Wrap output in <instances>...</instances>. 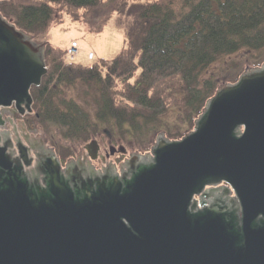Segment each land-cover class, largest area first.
<instances>
[{"label":"water","instance_id":"obj_1","mask_svg":"<svg viewBox=\"0 0 264 264\" xmlns=\"http://www.w3.org/2000/svg\"><path fill=\"white\" fill-rule=\"evenodd\" d=\"M45 50L0 13V111L32 112ZM7 147L0 264H264V224L256 222L264 215V64L222 85L182 139L160 134L151 159L135 156L143 161L131 180L89 181L78 191L55 158L46 188L34 190ZM91 147L95 158L98 142ZM223 183L241 202L242 226L236 212L205 201L206 188Z\"/></svg>","mask_w":264,"mask_h":264},{"label":"trees","instance_id":"obj_2","mask_svg":"<svg viewBox=\"0 0 264 264\" xmlns=\"http://www.w3.org/2000/svg\"><path fill=\"white\" fill-rule=\"evenodd\" d=\"M129 3L124 44L112 60L68 62L69 46L46 43L48 72L31 89L30 121L65 140L102 137L146 153L162 133L175 141L193 131L217 90L244 72L225 60L222 78L210 71L218 61L264 51V0H1L0 13L33 38L66 19L100 33ZM230 67L240 68L235 77ZM77 88L86 91L80 100L69 96Z\"/></svg>","mask_w":264,"mask_h":264},{"label":"flooded vegetation","instance_id":"obj_3","mask_svg":"<svg viewBox=\"0 0 264 264\" xmlns=\"http://www.w3.org/2000/svg\"><path fill=\"white\" fill-rule=\"evenodd\" d=\"M2 111L10 113V115L4 116ZM0 113L5 121L4 126L0 128V138L2 139L0 148L8 145L5 154L14 162V166L21 168L23 178L34 190L46 188L49 168L54 167L53 159L55 158L59 161L63 177L73 189L78 191H83L89 181L107 182L108 179L112 180L113 178L122 182L131 180L143 161L135 156L152 158L150 151L133 153L125 148V151L122 152L121 147L119 149L110 147L108 151L97 140L98 149L95 158L91 157L94 149L92 147L90 150L87 149L90 143L85 146L82 152L61 153L55 146L49 145L46 138L37 133L38 127L41 125L38 122L30 121V116L34 114L33 106L32 112H28L24 106L23 114L15 106L2 108ZM113 149L114 152H112ZM21 153L25 154L28 166ZM120 154L124 156L123 160H120L119 163L112 161L113 158L120 157ZM205 194L208 196L205 198L208 206H210V201L222 204L230 212H236L241 220L240 225H244V209L230 185L223 183L217 187H207ZM195 199L199 201L202 197H195ZM256 222L257 225H263L264 215L259 214Z\"/></svg>","mask_w":264,"mask_h":264},{"label":"rangeland","instance_id":"obj_4","mask_svg":"<svg viewBox=\"0 0 264 264\" xmlns=\"http://www.w3.org/2000/svg\"><path fill=\"white\" fill-rule=\"evenodd\" d=\"M131 6L132 3H129L121 11L114 13L100 33L94 32L96 28L95 25L74 23L69 19H66V22L63 25L54 27L50 29V31L46 34L40 35L33 39L41 44L51 43L53 45H58L62 47L70 46V44L74 41L78 42L80 46V55L77 58L76 62H79L84 65L93 63L94 61L100 58L112 60L123 47L125 39V26L130 19L129 11L131 10ZM90 53H94V60L88 59ZM254 54L257 55V58H252V55L249 56L247 53H241L233 55L229 58L227 57L221 59L213 66L210 71L211 73L220 75L222 78L228 76V74H226L224 70L226 68L224 66L225 60L229 62H240L239 65L242 66L244 72L246 71L247 67L254 69V67H252L254 64H258L264 61V51L261 53L254 52ZM230 69L231 72L229 73H231L233 77H235L240 71V68L232 69L230 67ZM85 93V89L77 88L69 91V96L75 97L80 100L82 97L85 96ZM88 93V98L90 99L93 96L94 92L90 91ZM2 113H4V116L10 115V113L8 112L2 111ZM37 133L46 138L49 145L55 146L56 149L59 150L61 153L82 152L84 151L85 146L91 141H93L90 140L88 142H82L65 140L60 136L57 128L49 127L46 125H41V127L39 126ZM95 140L99 141V143L102 144L103 148H107L108 151L110 147H114L116 149H119V147H124L129 152H137L136 149H133L126 145L112 144L110 141L102 137H98ZM116 158H113L112 161H117L119 163L120 160H123L124 156L120 154V157Z\"/></svg>","mask_w":264,"mask_h":264},{"label":"built area","instance_id":"obj_5","mask_svg":"<svg viewBox=\"0 0 264 264\" xmlns=\"http://www.w3.org/2000/svg\"><path fill=\"white\" fill-rule=\"evenodd\" d=\"M80 46L78 44V42L74 41L70 44V46L67 49V53H66V59L68 62H76L77 58L80 55ZM89 60H94V53H90Z\"/></svg>","mask_w":264,"mask_h":264}]
</instances>
